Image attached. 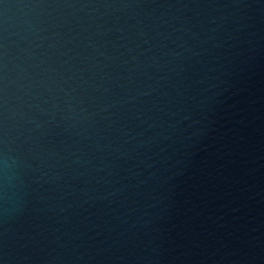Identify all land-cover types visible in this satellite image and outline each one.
Segmentation results:
<instances>
[{"label": "water", "instance_id": "95a60500", "mask_svg": "<svg viewBox=\"0 0 264 264\" xmlns=\"http://www.w3.org/2000/svg\"><path fill=\"white\" fill-rule=\"evenodd\" d=\"M0 264H264V0H0Z\"/></svg>", "mask_w": 264, "mask_h": 264}]
</instances>
